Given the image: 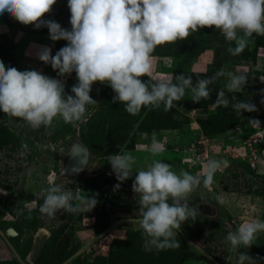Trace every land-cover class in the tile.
Segmentation results:
<instances>
[{
	"label": "rangeland",
	"instance_id": "1",
	"mask_svg": "<svg viewBox=\"0 0 264 264\" xmlns=\"http://www.w3.org/2000/svg\"><path fill=\"white\" fill-rule=\"evenodd\" d=\"M70 15L68 0H57L42 19L54 20L71 31ZM7 16L0 15V32L5 31L0 33V62L6 69L35 70L62 80L65 98L74 96L71 89L78 84L76 73L61 77L38 58L45 47L55 56L68 42L52 41L47 27L25 26ZM20 31L32 34L34 40L17 46V34L24 35ZM229 47L234 48L235 42L227 41L220 30L199 29L186 40L157 46L152 53V76L141 79L154 83L183 73L191 76L195 86L223 68L247 78L242 91L228 92L229 78L224 76L208 86V99L193 103V94L186 89L184 97L167 111L161 104L130 114L124 104L113 103L116 94L108 84L96 82L90 96L98 106L87 105L93 114L86 122L65 123L57 117L51 125L31 129L26 121L0 111V264H33L28 256L40 229L48 231L49 238L35 264H60L63 237L71 233L80 247L61 264H93L102 257L107 260L104 264H125L142 258L143 253L157 256L145 259L150 264H238L241 252H247L254 264H264V232L257 234L250 248L232 249L226 240L242 223L264 221V36L253 34L243 52L235 56L228 52ZM220 90L229 100L227 106L215 103ZM233 96L251 102L257 110L238 114L232 107ZM153 132L164 146L158 155L150 151ZM248 141L257 155L253 166L248 160ZM125 152L136 162L130 177L121 182L108 156ZM210 159L228 164L205 187L204 166ZM79 160L83 166L75 167ZM153 160L170 164L177 174L187 171L201 179L185 201L197 210L195 217L174 230L181 245L176 249L146 251L143 230L138 223H130V218H139V195L132 190L133 182L137 172L146 170ZM117 184L119 189H115ZM52 186L71 192L77 210H60L55 219L41 214L39 207ZM77 196L95 198L100 205L105 197L118 196L124 205L106 204L107 213L98 219L93 208L75 199ZM136 243L142 244L141 254L132 257ZM244 264L252 262L245 260Z\"/></svg>",
	"mask_w": 264,
	"mask_h": 264
},
{
	"label": "clouds",
	"instance_id": "2",
	"mask_svg": "<svg viewBox=\"0 0 264 264\" xmlns=\"http://www.w3.org/2000/svg\"><path fill=\"white\" fill-rule=\"evenodd\" d=\"M56 2L0 0V15L6 12L22 25H34L36 29L47 27L52 41L68 42L55 56L45 47L38 58L50 64L59 76L75 72L78 80L71 89L74 96L65 98L62 80L35 70L6 69L0 62V111L33 127L51 125L57 117L65 123L86 122L93 114L87 111V105L98 106L90 96L96 82L108 84L116 94L113 103L124 104L130 114L138 113L142 107L158 108L161 104L167 111L174 101L184 97L186 89L192 92L193 103L208 99V86L224 76L229 78L228 92L242 91L247 78L225 72L223 68L214 77L197 81L195 86L191 76L183 73L156 79L154 83H145L141 78L152 76L155 59L152 53L157 46L186 40L199 29L220 30L227 41L235 42L234 48H228L234 56L243 52L253 34L264 36V0H68L71 31L54 20L42 19L51 13ZM232 100L233 109L240 115L257 110L251 102L237 101L235 96ZM215 103L229 104L223 90L218 91ZM250 122L259 124L256 120ZM151 141L153 155L164 150L155 132ZM108 162L117 180L122 182L130 177L136 158L125 152L108 156ZM227 164V161L208 160L204 166V186L212 184L215 173ZM200 183L199 175L187 171L177 174L170 164L160 160H153L146 170L137 172L132 190L139 195V218H130V223H138L143 230L146 251L181 246L174 230L180 229L189 217H195L197 210L185 201ZM73 199L71 192L52 186L39 211L55 219L60 210H77L71 203ZM75 199L82 200L90 209L97 202L92 197ZM260 232H264V221L254 219L242 223L236 232L228 233L226 240L232 249L250 248ZM245 260L254 264L247 252H241L238 264H244Z\"/></svg>",
	"mask_w": 264,
	"mask_h": 264
},
{
	"label": "trees",
	"instance_id": "3",
	"mask_svg": "<svg viewBox=\"0 0 264 264\" xmlns=\"http://www.w3.org/2000/svg\"><path fill=\"white\" fill-rule=\"evenodd\" d=\"M106 204H110L112 206H121L124 205V201L122 200L121 202L119 201V197L118 196H113L110 199L107 197L104 198L103 203L100 205L98 202H96V206L93 208V212L94 215L99 219L105 216V213H107L105 211V205ZM135 204V203H133ZM113 211H110V213H112ZM72 236V237H71ZM64 238V245H63V249L61 252V255L59 256L60 260L59 263H63L64 260H66L68 257H70L71 255L75 254L77 252V250L79 249L80 245L79 243L73 241V239H75V237H73V233H71L70 237H63ZM143 244V242H142ZM139 243H136V246L132 249V257H135L136 255L141 254V245ZM140 246V247H139ZM153 258V259H157V256H155L154 254H150V255H145L143 253L142 255V259L141 257H138L136 259H133L134 261H127L125 264H145L148 263L149 261L145 260L146 258ZM106 259L104 257L96 259V262L93 264H104L106 263ZM159 260H154V263H156ZM58 264V263H57ZM116 264H123V263H119L116 262ZM150 264V263H148Z\"/></svg>",
	"mask_w": 264,
	"mask_h": 264
},
{
	"label": "water",
	"instance_id": "4",
	"mask_svg": "<svg viewBox=\"0 0 264 264\" xmlns=\"http://www.w3.org/2000/svg\"><path fill=\"white\" fill-rule=\"evenodd\" d=\"M84 160V158L82 159ZM79 164V165H78ZM78 166L75 167H80L83 166L82 162L80 160L77 162ZM49 238V233L45 229H40L37 234L35 235L34 242L32 245L31 252L28 256V260L30 263L35 264L37 259L39 258L40 254L42 253L47 241Z\"/></svg>",
	"mask_w": 264,
	"mask_h": 264
},
{
	"label": "crops",
	"instance_id": "5",
	"mask_svg": "<svg viewBox=\"0 0 264 264\" xmlns=\"http://www.w3.org/2000/svg\"><path fill=\"white\" fill-rule=\"evenodd\" d=\"M5 16L7 17H10V15L8 13H4ZM0 33H5V31L3 30L2 32ZM20 33H23L22 31H20ZM24 35H20V34H17V37H16V45L17 46H20L22 43H26L27 41H32L34 40L33 39V35L32 34H29V33H23ZM20 35V36H19ZM20 38V39H19Z\"/></svg>",
	"mask_w": 264,
	"mask_h": 264
},
{
	"label": "built area",
	"instance_id": "6",
	"mask_svg": "<svg viewBox=\"0 0 264 264\" xmlns=\"http://www.w3.org/2000/svg\"><path fill=\"white\" fill-rule=\"evenodd\" d=\"M200 143H203V144H202V145H203V148L206 147L205 144H204L205 141L201 140ZM247 145H248V147H250V149H251L250 154H248V155H249V159H248V160H251L250 163H251L252 166H253V165H254V162H255V160H256V158H257V157H256L257 155H256V152H254V149H253V143H252L251 141H248ZM255 146H256V145H255ZM199 154H200L199 152H196V153H195V155H198L197 157L200 156V157H202V158L204 159L203 154H202V155H201V154L199 155ZM200 161H201V160H200ZM105 235H107V233H106Z\"/></svg>",
	"mask_w": 264,
	"mask_h": 264
},
{
	"label": "flooded vegetation",
	"instance_id": "7",
	"mask_svg": "<svg viewBox=\"0 0 264 264\" xmlns=\"http://www.w3.org/2000/svg\"><path fill=\"white\" fill-rule=\"evenodd\" d=\"M29 125H30V124H28V126H29ZM30 127H32L31 129L36 128V127L31 126V125L29 126V128H30Z\"/></svg>",
	"mask_w": 264,
	"mask_h": 264
},
{
	"label": "bare ground",
	"instance_id": "8",
	"mask_svg": "<svg viewBox=\"0 0 264 264\" xmlns=\"http://www.w3.org/2000/svg\"><path fill=\"white\" fill-rule=\"evenodd\" d=\"M210 209V208H209ZM207 210V209H206ZM213 211V209L212 210H209V212H212ZM214 213V212H213Z\"/></svg>",
	"mask_w": 264,
	"mask_h": 264
}]
</instances>
